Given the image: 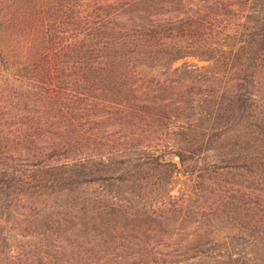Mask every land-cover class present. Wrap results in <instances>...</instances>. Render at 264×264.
<instances>
[{"label": "trees", "instance_id": "trees-1", "mask_svg": "<svg viewBox=\"0 0 264 264\" xmlns=\"http://www.w3.org/2000/svg\"><path fill=\"white\" fill-rule=\"evenodd\" d=\"M249 1L232 29L226 0H0V264H264V0ZM180 175L203 205L237 176L241 225L171 241L192 207L169 201Z\"/></svg>", "mask_w": 264, "mask_h": 264}, {"label": "rangeland", "instance_id": "rangeland-1", "mask_svg": "<svg viewBox=\"0 0 264 264\" xmlns=\"http://www.w3.org/2000/svg\"><path fill=\"white\" fill-rule=\"evenodd\" d=\"M227 4L229 5V8L231 10V24L232 29H234L237 25L241 26V24H245V21L247 20V9H251L252 7V1L247 4L250 6H246V8H239L240 6L237 5V2L239 0H226ZM229 1V2H228ZM260 3V2H258ZM239 4V3H238ZM264 7V4H263ZM243 9V10H242ZM189 62H194L197 65H201L200 62H195L192 60H189ZM260 91L262 94V100L264 95V81L260 85ZM175 155L171 154L169 157L173 158ZM174 160V159H173ZM237 176L232 177L231 175L223 176L219 175L214 178L215 183L217 181L220 183V185L223 187V190L221 195H223V198H219L218 200H214V197L211 196V198L207 201V204L203 205L201 202L197 200L199 196H201V189L205 188V184L201 185L200 183L196 184L195 186L192 184H186L184 182V176L180 175V180L176 182V188L171 192V197L169 201L176 205L177 209L180 208V205L182 204L183 199L191 198L192 201V207L189 209V214L184 217V219H180V221L177 222L176 228L182 229V231L178 232L174 236H172L173 242L175 241H191L195 236H201V239H206L208 236L213 239H220L226 237L230 231H232V228L241 225L242 220H244V217L247 213L249 198L247 196L241 195L244 191V189L241 190V193H236L235 187L231 184H234L236 181ZM186 189V190H185ZM185 190V191H184ZM217 191V190H216ZM215 191V194H216ZM197 194V195H195ZM239 197V199H236L235 197ZM214 200V201H213ZM209 202V203H208ZM220 208L219 210L223 212L224 215H220L218 219L214 220V222H211L209 224L207 223H201L199 220L203 216L211 215L215 212V209ZM217 212V211H216ZM227 213V215H226ZM235 213H238V216L242 219L237 220ZM227 216V217H225ZM243 217V218H242ZM227 219H229L227 221ZM31 242H34L33 239H30Z\"/></svg>", "mask_w": 264, "mask_h": 264}]
</instances>
